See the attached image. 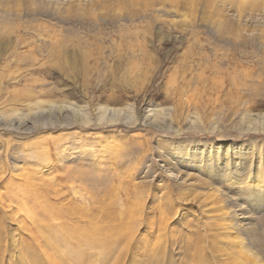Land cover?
<instances>
[{
	"label": "rangeland",
	"instance_id": "obj_1",
	"mask_svg": "<svg viewBox=\"0 0 264 264\" xmlns=\"http://www.w3.org/2000/svg\"><path fill=\"white\" fill-rule=\"evenodd\" d=\"M131 2L0 0V264H264V39Z\"/></svg>",
	"mask_w": 264,
	"mask_h": 264
},
{
	"label": "bare ground",
	"instance_id": "obj_2",
	"mask_svg": "<svg viewBox=\"0 0 264 264\" xmlns=\"http://www.w3.org/2000/svg\"><path fill=\"white\" fill-rule=\"evenodd\" d=\"M72 1L76 2L77 0H69V2H72ZM92 1L95 4H97L98 6L111 7L113 4H117V3H120V1H125V0H92ZM131 1H132L131 3H133V4L141 3V1L145 2V3H147V6L150 7L149 9H151L153 12H159V13H163V14H166V13L167 14H174V15H179V16L183 15L184 9H186L188 11H194L195 7H198L196 11H198L199 17L201 19L205 18L206 20L210 21L213 24V26H215V28L222 29L223 31L227 32V34L231 35L233 38L244 37L245 36L244 33H246L247 31H251L252 33H254V35H253L254 40H256L260 44L263 43V39H264V0H131ZM52 4H54V3H52ZM57 6H58V8H60V4L57 3ZM61 7H62L61 12H64V11L70 9L72 6H71V3H67L66 5H64V7L62 5H61ZM132 12H134V11L129 9V14H132ZM151 17H153V16H151ZM250 20L255 21V23L254 24H248V21H250ZM164 161H165L167 169H169V171H176V167L174 164L170 163L169 160L166 158L164 159ZM226 167H225L224 172H227L229 169L228 165ZM211 170H213V169H211ZM246 171H248V169H246ZM190 178L194 179L195 176H193V174H191ZM198 182H200V181H198ZM203 183H205L204 180H203ZM205 185H206V183L204 184V186ZM210 195H212V194L210 193ZM229 214L230 213H228L227 211H224L223 216L221 217L222 222L224 221L225 227H230V225L232 224V223L230 224V222L228 221V217H229L228 215ZM239 214L240 213L235 214L234 218L240 220L239 225L242 228V229H240L241 232L248 235L249 239L251 241H253L254 237H252L251 234L254 230L251 229V227L247 224L248 221L247 222L243 221L249 217L248 214L242 215V216ZM43 224L47 225L46 223H43V222L40 223V225H43ZM45 231H46V229H45ZM48 237L46 236V238H48ZM87 238H88L89 244L97 245L98 242H100V239H98L95 234L87 235ZM51 240H52V238L49 239V241H51ZM233 242L236 246L238 245L237 240H234ZM54 243L53 244L51 243V245H50V242H49L48 246L49 247L51 246V249H56V250H53L50 252L52 253L55 251V252H57L56 255H59L58 252L63 251V249L66 247L61 248V246H60L61 249H59L57 247L58 245L55 243L57 245V246H55ZM101 243H103V242H101ZM226 243H228V242H226ZM226 243L223 246L218 245L219 246L218 249L220 250V252H224V254H226V256H232L233 255L232 253H228V252L224 251V249L227 248ZM58 249H59V251H58ZM73 250H75V249H73ZM71 252H72V249H71ZM67 253L69 254L70 252H67ZM74 253L75 252H73V254ZM76 254H75V256H76ZM72 255H71V257H73ZM75 256H74V258H75ZM247 256L249 257V255H247ZM53 258H54V256H53ZM80 259H79V261H80ZM54 260H55V258H54Z\"/></svg>",
	"mask_w": 264,
	"mask_h": 264
}]
</instances>
